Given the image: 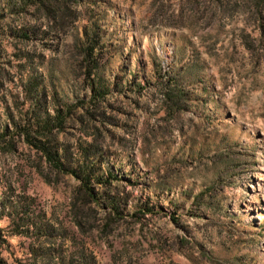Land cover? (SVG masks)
<instances>
[{
	"label": "rangeland",
	"instance_id": "374dc122",
	"mask_svg": "<svg viewBox=\"0 0 264 264\" xmlns=\"http://www.w3.org/2000/svg\"><path fill=\"white\" fill-rule=\"evenodd\" d=\"M66 11L57 33L39 12L0 0V125L5 110L17 117L19 80L35 72L48 105L53 95L77 106L80 121L56 142L71 159L77 145L98 146L113 179L97 190L125 207L107 219L100 206L73 203L77 182L16 138L0 145V258L264 264V0H73ZM90 27L112 88L92 109L74 52ZM170 78L182 94L175 107L164 102ZM25 210L26 231L15 227Z\"/></svg>",
	"mask_w": 264,
	"mask_h": 264
},
{
	"label": "trees",
	"instance_id": "16d2710c",
	"mask_svg": "<svg viewBox=\"0 0 264 264\" xmlns=\"http://www.w3.org/2000/svg\"><path fill=\"white\" fill-rule=\"evenodd\" d=\"M6 7L11 10L32 9L39 12L45 21L53 27L58 33L64 29L69 23V13L66 11V4L73 0H4ZM90 31L84 30L83 38L76 40L74 44L75 58L83 65L85 71V84L88 86L91 97L89 104L91 108L96 107L99 100H103L105 95L112 88L104 83L101 76L100 66V36L98 29L90 27ZM95 29V30H94ZM16 36H19L18 31ZM23 39H29L28 31L20 35ZM79 63V62H78ZM80 64V63H79ZM80 64V65H81ZM81 65V66H82ZM173 78L164 82V102H168L170 106H176L182 100V94L172 90L171 85ZM44 80L35 72H31L19 80V89L23 94L21 102H14L18 105L19 113L17 117L5 110V120L0 125V145L13 147L16 138L21 139L28 147L32 148L48 169L54 174L71 176L77 182V188L73 195V203L80 201V206L91 211L90 205L100 206L107 211V219L110 217H119L125 204H122L119 198L110 197L104 194L101 197L97 188L108 185L113 177L110 171L105 175L100 171L101 156L98 153L99 147L96 145L82 146L77 145L75 158L67 154V150L56 142V135L61 133L67 121H80L78 117H74L73 110L76 105L60 103L52 95L54 104L45 101V85ZM1 85V82H0ZM79 105L82 101L77 100ZM169 106V107H170ZM82 108L81 106H78ZM49 110V111H48ZM95 110V109H93ZM171 110V109H168ZM88 113V110H85ZM90 113V112H89ZM75 208L74 216L76 225L80 228V207ZM27 209V208H25ZM149 211V210H146ZM25 218L20 216L15 219V227L23 226V230L27 228L23 225L24 221H29L27 212L23 213ZM16 216V215H15ZM15 218V217H14ZM13 218V219H14ZM5 244L4 235L0 229V247ZM0 264L5 262L0 258Z\"/></svg>",
	"mask_w": 264,
	"mask_h": 264
}]
</instances>
